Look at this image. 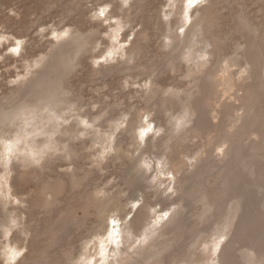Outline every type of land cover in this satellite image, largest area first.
Returning a JSON list of instances; mask_svg holds the SVG:
<instances>
[{
  "label": "rangeland",
  "instance_id": "1",
  "mask_svg": "<svg viewBox=\"0 0 264 264\" xmlns=\"http://www.w3.org/2000/svg\"><path fill=\"white\" fill-rule=\"evenodd\" d=\"M110 1H113L112 6L108 5ZM205 1L207 0H203V1L180 0V4L179 3L177 4V6H179L182 11L181 12L183 15L182 18H184L183 28L185 30L189 28L190 25L195 22V20H198L195 19L193 21H189L186 18V16L190 14L196 15V13H198L199 10H203L205 7H207L208 1L207 2ZM218 1H219L218 4L221 2V4L218 5V7L221 10L220 11L221 26L219 27L220 30L218 28V32L220 35L222 34L223 37L226 36L224 37L226 41L222 46V48L224 47V49L223 52H221L222 56L220 55L221 56L219 60L220 62L214 65L211 71L215 73L214 75L217 81L221 82L220 80L222 79H226V80L224 83L220 84V90L217 93H213V92L209 93L210 97L213 98V103L211 104V106L208 107L205 106L204 104L201 105L206 107L205 110L207 111V113H205L206 112L205 110L202 111L203 108L200 107L201 114L204 115L203 117L205 118L207 116L205 120H208V118H210L213 122V125L208 127L209 131L212 129L211 132H209L208 129H207L208 132L206 131V133H210V135L208 134L201 136L193 135L192 137L194 138H192L190 136L192 134L188 130V128L191 125L188 124L186 127L182 128L181 130H177V127L180 125L179 123H181V120H179L178 123L176 122V120L178 118H181L182 116L183 117L185 116V114L181 116V114H183L184 112V110L181 108L182 105L178 104L174 106L175 109L173 108L171 113L169 112L167 114L165 112H160L158 107L154 109V107L156 106L154 103L156 102V97H155L156 94L155 92L153 93L154 89L157 88L158 90H161V88H165L166 91L178 90L179 92L183 93L184 91H188L189 89H192L193 87L196 86L197 83L200 82V80L198 81L194 78L198 77L199 75L204 77V73H200V74L196 73V75L194 74V77L189 76V72H190L189 69L195 68L196 72H198L199 70L198 66L194 62H189L188 59H186V57H180L177 60V56L180 55L179 53H182L181 55H183L189 49V47L187 46L190 43L184 41L185 40L184 38L183 39L181 38L180 40V48L176 47L175 49L174 46L173 47L169 46L168 48L165 49L164 47H162L164 42L166 44L167 41L160 27L163 26V28L167 30L166 33L169 34L168 28H170V25H167L165 21L169 20L170 22L172 19L174 21L176 20V28L180 25V21H181L180 16L179 15L176 16L174 14L175 16H172L170 19H166L162 17L163 23H161V20H159V17H161V15H159V13L160 10L163 9L161 7L164 6L163 4L166 2V0H148L147 3H145L144 7H142V9H140L141 7L139 8V10L142 11L140 12L136 11L138 14L133 15V21L135 22H132V26L128 25L127 28L124 30L118 26L117 19L111 18L112 15L109 14L112 8L116 5L119 6V8H117L118 13L121 12V15H124L125 10L129 9L130 4L125 5L123 3V0H0V99L9 96L15 90H18L17 87L27 78H29L30 72H32L34 68L37 67V66L35 67L31 66L32 65L31 63L42 61L43 58L48 53H50L51 49H54L56 45L59 44L60 42H63L64 39L67 38L69 41L70 38L69 36H67V32L69 33V31L79 26L81 29L84 28L82 31L85 32V35L90 43L86 45L85 50H83L81 53L76 55V61L74 62V66H76V68L73 67L72 68L73 70L71 69L70 72L68 71H67L68 73L66 72L67 73L66 77L69 78L70 80L69 86H71L69 95L67 94L66 97L68 98V101L69 99L73 101L74 99L73 96L74 97L76 96L77 100L75 98L76 101L75 100L74 101L76 102V104L74 102V106L79 105V107L75 106V108H77L78 110H76V112L73 113L75 114V118L71 120L73 122L70 121L71 122L70 124L74 123L75 121L78 124L79 122L81 123L83 119L82 115H84V113L89 111V113L91 114L101 115L102 117L106 115V117L102 119L103 121L110 117L109 121L107 122L109 126L106 123L105 129L107 130V132L110 131L113 132L114 130L116 131L118 130L116 124L121 123L122 121H124V119L128 120V118L130 119V117H133L131 128H129L128 123L123 124L122 125L123 128L122 127L120 128V130L126 128L121 132L122 136L120 135L119 130H118L119 132L118 131L117 132L114 131L115 133L113 132L115 135L119 134L117 136H115L111 132L109 134L107 133L108 135V136L106 135L107 137L109 136L113 137L114 135L115 137L113 138L116 139V140L114 139L116 142H117L116 137L118 138H120V136L123 137L125 144L123 143L120 149H117L116 151L111 147H110L111 150L109 148L107 150L106 149L107 143L106 145H104L105 144L104 143L103 146L100 144L92 146L90 136H88V139L86 136H84L85 139L84 137L83 138L77 137V139H74L73 142L70 141V143L75 144L76 148L78 149L80 148L79 152L77 151L76 156L74 157L75 159L72 158L73 161L71 158H69L70 156L66 157L65 152H61V153L58 152V154L60 153L61 156H57L58 154L56 152L54 155L55 157L57 156V158H55L54 156L52 157V159H55V161L54 163H52V167L49 166V168L46 170H41L43 169V166L47 160L46 157L44 159L42 158V160L39 162H33L31 165L28 164V166L26 165L27 167L25 166L24 168L20 169L22 171L32 172L34 170L33 168L35 167V169L38 170L37 171L38 173L43 172L42 173L43 175L40 174L39 176L43 177L45 175L46 178L43 177L44 180H41L43 178L38 176L39 178L38 177L33 179L28 178L25 179L24 181L23 179L17 178L15 174L11 173L7 169L6 165H2V166L0 165V223L2 222L4 225V226L3 225L0 226V264H23V263L28 264L26 263L27 258L36 260V257H38L40 254H44L46 251H47L46 252L47 254H45L46 257L47 256L50 257V259L47 257V261H52L53 258L61 259L62 258L61 252L63 251L62 248H64V245L66 243L69 244L68 242L70 243L72 242L73 244L78 243L77 245H79L78 248L79 254L77 253L75 257L76 259H74L71 262L69 261L68 262L69 264H76V263L77 264L79 263L118 264L117 262L119 261V258H121V256H117L115 258V254L119 255L120 248L131 250L130 246L129 248H127V246L123 244L127 239L126 237L127 235L124 234L123 236L122 233L124 232L122 229L126 227L128 221L133 219L134 215L136 214V212L139 210L140 207L143 206L140 209L143 208L145 210L148 209V207L146 206V201H144L142 196L140 195L141 194L140 186H143L142 189H144L145 188L144 185L148 186L147 188L144 189V191L146 190L145 192L149 194L148 197H149L150 205L155 204L154 207L158 211L157 212L158 214H156V216L157 218L160 216L164 217L165 219L164 223H167L171 218L172 219L175 218L174 215L176 213H174L173 210L175 207L177 208V206L179 208L180 207L179 205H181V202L183 200L186 201V202L183 201L185 205L189 203L192 206V209L196 212V214L201 210L200 213L202 212L204 215H207L203 217L201 216L202 220L204 221H199L198 226L196 225V228L194 227V229L195 231L197 229L196 233H200V232L204 233L205 230L207 232L209 231L208 234L207 232L204 233L202 235L203 237L205 236V234H207L206 237H209L210 234H213L215 232V234L218 237L222 238L223 240L221 239L220 241V239H218V242H216L213 239L214 237L210 240L211 235L208 238L210 242L212 240L214 241V242L212 241L211 243V248L215 247L211 249V256L220 253L221 250H216V249L219 248L222 249V246H224L225 243L228 242L230 237H232V234L234 233L232 229H234L235 227L234 226L235 224L233 223L231 224L233 228H231L230 230L227 228L228 224H226L225 227L224 225L225 222H227V220H230V216L229 218L226 217L228 216V214L225 213V208L228 207L227 205L230 202L232 203L229 204V208H232V204L236 206L238 202L235 200L234 203L233 196H229V194L228 195L225 194L227 196L226 197L224 196V193H220L217 190L220 187L223 188L222 187L223 184L221 183L222 180L220 179H222L223 176L225 177L226 173H223L224 175L221 174L223 175V176L220 175L221 178L219 177V174L221 173V171L219 170L220 168L218 169L215 167L216 166L221 167V164L220 165H217L216 163L212 164L214 163V161H210L211 158L209 155L210 153H212V151L215 155L217 152H218L217 154H219L226 148V145L224 144L223 146V143L218 137L219 134L225 131L224 129L225 125L226 124L229 125L228 122L230 121L231 125L226 126L227 127L226 129L229 130V127H232V122L235 119H238L240 117L242 118L246 114L245 106L241 104V101L237 100V97L243 94L242 89H244L243 86H239L243 84L242 82H244V77L246 76V74L243 76L242 73L244 70H246V68H250L246 63V58H245V53L247 56L246 50L248 45V35H247L248 31L243 29V20L239 17V14L241 12L244 13L252 21V25L255 23L252 26V28L258 29L255 36L260 38V36L264 35V1H260V0L258 1L228 0L229 2L227 0L226 1L218 0ZM187 6L189 7L191 6L189 10ZM168 8L169 7L167 6L166 9L168 10ZM130 13L131 11L129 10L128 14ZM136 15L137 17H135L136 19L135 20L134 16ZM150 17H152L153 20ZM145 22L146 24H144ZM112 25L115 27H113ZM144 26H147V28L149 29L150 41L148 40L147 43L146 41L141 42L143 44L142 53L139 50L135 51V53L140 52V54L137 55V61H139L138 64L141 65V68L140 70L125 69L124 68L125 66L126 67L135 66L134 60L131 61L130 63H125L127 59L125 57V54L132 45V42L135 40V36L137 32L142 30ZM114 28L116 31L118 29V31L115 32ZM184 29L179 30V34L181 33V36L183 32L182 30ZM115 47L119 49H115ZM261 51L262 53H260V58L262 59V63H261L262 66L260 67L262 68L264 65V43H263V49H261ZM107 58L109 61H107ZM114 58L115 60H113ZM234 58H238L240 60L242 59L243 62L238 65L232 61ZM171 59L175 60L174 61L175 63H177V61L178 62L181 61L183 63V64L181 63L182 64L181 65L182 69L180 68L181 71H177V70L172 71L170 69L169 70L164 69L166 67L165 66L166 62H168V60ZM79 60L81 65L79 64L75 65L76 62L79 63ZM228 61L230 63L232 61L231 64L232 66H230V69L229 67L227 68L229 69L228 71L230 72V74H228L227 69H225V66L227 65L226 62ZM111 64L112 66L114 64L115 68H113L112 70L109 69L108 71L107 69H105L101 75L95 74L103 67L106 66L107 68ZM156 64L157 65L159 64L160 68L157 67ZM209 65L210 64H207V68L211 66ZM143 66H145V68L141 70ZM155 68L156 70H154ZM207 68L205 67L204 72L207 70ZM263 68L262 69L259 68L260 70L256 69V71L260 73L258 74L256 72V74L261 75L262 73V75L264 76ZM146 69L148 70L147 72L150 73L149 77H148V73L147 72L145 73ZM262 70L263 72H260ZM131 71L134 72L135 76L132 74L133 72ZM138 72L141 73L138 74ZM136 74H138V76ZM153 82L155 84L157 83L156 84L157 86L153 85L154 84ZM213 88L214 87L211 88V86L209 85L208 89H213ZM192 90L195 91L196 88H193ZM151 96L153 97L151 98ZM165 96H170V97L174 96L172 98L176 100V97L173 94L166 93L165 95L163 94L161 97L164 98ZM258 102H259V107L261 108L260 112L263 111L264 114V91L258 96ZM225 103H234V105H237L235 117H233L232 119H229L231 117L227 119L228 115L230 114V109L229 110L227 109L228 112L226 113L228 114H225L223 112L222 105ZM259 107L258 108L256 107L257 110L260 109ZM102 108L104 111H102ZM105 108L106 109L108 108L106 112H105L106 110ZM156 110L157 112L159 111V114L156 112ZM148 111L152 113L151 116H148V114L150 115ZM178 111H181L179 112L180 114L177 113ZM221 111L222 114L220 113ZM78 112L80 115L78 114ZM108 112L109 113L111 112L110 116L107 115L109 114ZM127 112L130 113V115L126 117ZM253 112L254 111H252V113ZM156 113L158 114V116ZM173 113H175V116ZM131 115H135V116H131ZM178 115L180 116L178 117ZM137 117L139 120H137ZM223 117H225L226 119ZM141 118L143 119V121L142 120L140 121ZM54 121L55 122H53V124H55L56 126L57 121L56 120ZM117 121L118 123H116ZM241 122L242 121H238L236 123L237 127L240 126ZM86 123L87 122H84L83 126L82 125L80 126L79 124L77 127H75L76 128L75 131H78L83 127L87 128ZM137 123H141V125L142 124L147 125L148 127V130L145 132V136H144V141H145L144 144H143L144 141H142L141 138H138L140 136L138 135L139 129L137 130V128H139L141 125L139 124L140 125L139 126ZM159 124L166 125L169 128V133L168 132L166 134H164V132L156 133L155 128ZM221 124H224V126H221ZM217 125L221 126L222 128ZM127 127L131 130H129ZM110 128L113 129V131L109 130ZM234 129L236 130V127ZM235 130L230 128V131L234 132ZM174 131L176 133H174ZM178 134L181 135L178 137ZM183 134H184L183 136L184 141L182 140L183 137H181ZM166 135L170 137L173 136V138L167 139ZM188 135L191 142L187 138ZM22 136H23L22 133L16 131V133L11 134L9 137L12 143L10 141L7 143L6 140L0 142V164L9 163V165H11L13 162L16 161V159H14V155L19 151V149L29 148V144L27 143V140L22 138ZM111 137L109 138L113 139ZM16 138L18 139L20 138V139L18 140ZM176 138L178 139L177 141ZM110 139L109 142H111ZM185 139L188 140V142ZM172 140L174 141V143H172L173 142ZM115 141H113L112 143L113 144L116 143ZM168 141L169 144L171 143L170 145L167 144ZM253 141L258 142L259 139H257L255 135L250 134L248 136V140L245 143L250 146V144ZM5 142L8 145H6ZM84 146L87 147L85 148ZM158 148L161 151L157 150ZM169 149L171 150L170 153H168L170 151ZM150 150L151 153L148 152ZM143 152H148V153H143ZM155 152L156 155H154ZM206 152H209V154ZM260 152L264 154V147L263 150ZM164 153L170 155L173 153V156H175L173 157L175 158L174 166L172 167L170 165L168 166V169H170L169 173L167 172V174L159 176L160 177L159 181L160 180L166 181L165 187L167 188V192L164 190V186H161V184L156 185L157 182L155 181V177L151 176V174L153 173V169H151L152 166L149 169L145 167L148 170H146L145 168L140 170L142 172H145L144 177H141L142 172L137 173V169H139L140 160L146 162V158L147 161H151V160L153 162L156 161L157 169H161L162 165H160V163L158 162L160 156H161L160 158L164 157L162 162L166 161L165 156H162ZM202 153L205 158L209 157L210 160L206 161L207 164L206 163H204L205 165L203 164L205 168L203 167V169L199 171L201 174L192 176V173L190 171L193 170V167L191 166L194 162H196L195 157H198ZM205 153L207 154V157ZM23 154H26V152H23ZM77 154L80 155L82 154V155L77 156ZM30 157L32 159H37V157L34 156H30ZM152 157L153 159H150ZM154 157L156 160H154ZM218 158H222V155ZM77 162L78 164H75ZM227 162L225 164L226 166L228 164ZM78 166H80L79 172L81 174V177L85 178V179L82 178L83 184L86 185L79 187L78 188L79 190L72 187L70 189L68 188L69 190H66L61 195L60 200H63V202H61L59 206L62 208H68V206H70L71 204H75V202L76 204H79L80 202L79 198H81L80 196L82 195L81 192H84L87 189L89 190L90 188L92 189L93 187H95L94 189L98 188L95 191V193L96 192L99 193L96 195L97 206L93 210L91 209L90 213L87 212L88 210L85 207L80 206V204H79L80 207L79 206H77V208L75 207V209H73L72 215H70L69 219H66L67 223L65 222V224H63L62 222L60 225L62 226V228L58 227V229L61 228V230L60 229L58 230V233L60 232L61 234H57V238H59L58 244H56L58 241L55 242L56 238L53 241L52 240L53 238L50 236H47L45 238L46 241L43 240V238L41 239V237L40 240L38 237L35 238L34 233H32V231L35 230L38 231V226L39 228L42 227L46 223L45 222L46 220L48 221L49 219H53L52 217L57 216L60 210L57 209V206L54 207V211L53 209L50 211L45 210L40 206L39 207L41 209L38 206H37L38 208L34 207V209H32L33 208L32 206H35L37 204L39 205L41 203L43 204L45 199L52 200L51 195H44V196L40 195L43 182L48 181V179L50 181L52 178H55V176L58 177L60 173L71 174L75 168H79ZM204 169L210 170L212 172L208 171V175L204 176L205 178L201 180L203 178V176L201 175H205L204 172L207 173L206 172L207 170L203 171ZM187 170L188 171L190 170L187 173L188 178L190 179L193 178L190 181L191 184L189 183L188 186L191 185V187L193 188L196 185H202L205 183H207V185L210 186L209 183H211L212 189L215 188V190H217L215 192H219L218 195L221 194L223 196L221 199H224L226 202L225 201H224L225 203L223 202L225 207H223L222 211L220 212L222 216L220 215L218 218L215 219L211 218L210 220H208V218L212 216L214 212V208L211 207L208 208L209 207L208 205L204 206V204L207 203V201L204 203H202L203 200H201V202L200 201L195 202L194 199L189 198V196L193 194V192L190 191L191 189L189 187H187L188 189L186 188L187 189L185 192L186 194L184 195V197L187 196L186 198H184L183 196H182L183 198L182 197L178 198L179 194L170 196L171 192H173V187L175 182H177L179 177H181L183 173H185ZM89 171L91 173L88 174ZM174 173L177 174L176 177L177 179L175 178ZM200 176L202 178H200ZM86 177L89 179L87 180ZM84 181L86 182L84 183ZM262 181H259L261 183L257 182L256 180L254 182L255 185L257 182V185L261 184L259 186L260 187L262 186L261 189L257 185L256 186L258 188L254 186L256 191L257 189H259L258 196L259 198L262 197L261 203L262 201H264L262 200L264 199V186L262 185L263 184ZM18 182L21 183L20 185L21 187H17L16 183ZM215 183L217 188L215 186ZM154 185H156V187H154ZM160 190H162V192ZM70 191L71 192L74 191V192L71 193ZM165 192L168 194L166 195ZM79 193L81 195L78 196ZM227 193H229V191ZM215 194L217 195V193ZM255 194L257 195L256 192ZM221 195L218 197V199L221 197ZM40 197L42 198L39 200ZM228 197L230 198V200H232L229 203L227 200L229 199ZM179 200H181V202ZM175 201L177 202V204L176 203L174 204ZM219 201L221 200L219 199ZM222 201L220 203H222ZM35 202H37V204H35ZM158 203L159 206L157 205ZM259 207H261V209L264 210L263 208L264 206H259ZM259 207L258 209H260ZM55 208L58 210V212L57 210L55 211ZM208 209L210 211H208ZM146 211L148 212V210ZM187 211H189V208L187 209ZM234 211H237L238 213L237 212L236 213L239 214L240 210L235 209ZM168 212L169 215H167ZM224 213L226 214L225 216ZM89 214H91V216ZM151 215L152 212L151 213L145 212L141 215V223L139 224V227L140 228L144 227V228H141L140 232L147 229L148 227H151L152 225L151 220L153 219L152 218L153 215L152 216ZM166 215L167 218H165ZM190 216H192V214ZM148 217H151V219H149ZM187 217H189V215H187ZM184 218L186 219V217ZM81 219L82 220L84 219V222ZM216 219L218 220L216 221ZM237 219H235L233 222L236 223ZM175 220H176L174 221L175 223L173 222L167 225L166 228L169 230V232L176 231L178 229L177 228L178 226L179 228L182 226V229H184L186 225L188 224L190 225V223H186L187 221H184L183 223L184 219H182V216L175 218ZM149 221L151 225L149 224ZM79 222H80L79 224L80 226L78 225ZM218 222H220L221 225H219L220 223ZM82 223L85 224L84 227ZM148 224L149 226L147 227ZM179 224H181V226ZM35 225L37 226L35 227ZM212 226L216 231L212 229L213 228ZM218 228L220 231L222 229L224 230L226 228L227 229L225 231L222 230L221 231L223 233L222 234L219 232ZM88 229H91L92 232L89 237H86L88 234L86 230ZM181 230L178 229L177 232L181 233ZM217 230L218 233H220L221 236L224 235L225 238L224 236L221 237L220 235H218ZM225 234L227 235L230 234V235L228 237ZM59 235H61V237H59ZM186 237L187 236L184 235V239ZM60 238H62L61 241ZM35 239H37L40 242L37 243L38 241ZM238 239L239 237L236 238L235 243L232 245L233 248L236 247V249H239V247L245 245L246 240L243 241V244L241 243L236 244ZM35 241L37 243V247H35L36 245ZM44 241L47 242L48 245L50 244V246H48L47 243H45ZM222 242L224 245L222 244ZM52 243H54V246L51 245ZM133 246H139V242L135 243ZM144 246L145 245H143L142 247ZM192 247L195 248V246ZM242 250L243 251L240 252L237 251V255L241 256L244 253V255L247 256L243 257L242 255V257L240 258L241 262L239 264H264V261L262 259L261 260H256L255 258L252 259L251 257L253 255L250 257L252 253L249 255L248 254L249 252L246 251L247 248H243ZM206 251H207L206 253L205 252L203 253L205 256L204 259L206 257L208 258L209 255L207 254L209 251L208 250ZM147 252L144 253L146 254V256H148L149 254L152 255L155 251H149L148 255ZM144 254L142 256H137V260L135 259L131 263L138 264L139 262H141V260L145 261ZM138 259L140 261H138ZM40 260L41 259L39 260L37 259L36 262H38V264H41ZM62 260L58 262L60 264L62 263L68 264L64 261L61 262ZM80 260L82 261L80 262ZM259 261L260 262L263 261V262L260 263ZM51 264L54 263L52 262ZM173 264H177V263H173Z\"/></svg>",
  "mask_w": 264,
  "mask_h": 264
},
{
  "label": "bare ground",
  "instance_id": "2",
  "mask_svg": "<svg viewBox=\"0 0 264 264\" xmlns=\"http://www.w3.org/2000/svg\"><path fill=\"white\" fill-rule=\"evenodd\" d=\"M147 1L148 0H123V3L125 5L130 4L129 9L125 10V14L121 15V12L118 13L117 8H119V6H116V5L112 8V10L110 11L109 14L112 15L111 18L117 19L118 26L124 30L127 28L128 25L132 26V22H135V21H133V15L138 14L137 12L142 11V10H139V8L141 7L140 9H142V7H144V5H145V3H147ZM207 1H208V6L205 7L203 10H199V12L196 13V15L190 14V15L186 16V18L189 21H193L195 19H198V20H195V22L192 23L190 25V27L187 28L186 30L183 28L184 27V24H183L184 18H182V16H183L181 13L182 11H181L180 7L177 6L178 3L180 4V0H166V2L163 4L164 6L161 7L163 9L160 10V13H159V15H161V17H159V20H161V23H163L162 17L166 18V19H170L172 16L179 15L181 18L180 19L181 20L180 25L178 24L179 26L177 28H176V20L174 21L172 19L170 22H169V20L165 21L167 25H170V28H168L169 34L166 33L167 30L165 28H163V26L160 27L161 30L163 31V35L166 37V41H167L166 44L164 42L162 47H164L165 49L168 48L169 46H172V47L174 46L175 49H176V47L180 48V40H181V38L182 39L184 38L185 39L184 41H187L188 43H190L187 46V47H189V49L183 55H181L182 53H179L180 55L177 56V60L180 57H186V59H188L189 62H194L198 66L199 70L197 69L198 72H196L195 68L189 69V71H190L189 76L194 77V74L196 75V73L197 74L204 73V77L199 75L198 77L194 78L198 81L200 80V82L199 83L196 82L197 83L196 86L193 87V88H196L195 91L192 90L193 88L189 89L188 91H184L183 93L179 92L178 90L177 91L176 90L166 91L165 88H161V90H158L157 88L154 89L153 93L155 92V94H156L155 95L156 102H154L156 106L154 105L155 106L154 109L156 107H158L160 112H165L167 114L169 112L171 113L174 106H176L178 104L182 105L181 108L184 110V112H183V114H181V116L184 114H185V116L184 117L182 116L183 118L181 117V118H178L176 120L177 123L179 122V120H181V123H179L180 125L177 127V130H181L182 128L186 127L189 124L191 126L188 128V130L192 134V135H190L191 137L193 135H195V136H201V135H205V134L210 135V133H206V131H207V129L209 131L208 127L212 126L213 122L210 118H208V120H205V118L207 116L204 118L203 117L204 115L201 114L200 109L203 108L202 109V111H203V110H205L206 107L201 106V105L204 104L205 106H208V107L211 106V104L213 103V98L210 97L209 93H211V92L217 93L220 90V84L224 83L226 80V79H222V80H220L221 82L217 81L215 79V75H214L215 73L211 71L212 67L214 65L218 64V62H220L219 60L222 56L221 52H223V49H224V47L222 48V46L224 45V43L226 41V39L224 38L226 36L223 37L222 34L220 35L218 32V28L221 26V16H220L221 10L218 7V5L221 4V2L218 4V2H219L218 0H207ZM207 1H205V2H207ZM224 1H226V0H224ZM260 1H264V0H260ZM112 2L113 1H110V3L108 5L112 6V4H113ZM167 6L169 7L168 10L166 9ZM187 7L189 10V8L191 6L190 7L187 6ZM129 10L131 11L130 14H128ZM198 15H199V17H198ZM135 17H137V15L134 16V19H135ZM239 17L243 20V29L248 31V34H247L248 35V45H247V50H246L247 56L245 53V58H246V63L248 64V66L250 68H246V70H244L242 73L243 76L246 74V76L244 77V82H242L243 84L239 85V86H243V88H244V89H242L243 94L242 95L239 94L240 96L237 97V100L241 101V104H243V106H245L246 114L242 118L240 117L238 119H235L232 122V127H229V130L226 129L227 128L226 126L228 125V124H226L225 128H224L225 131L223 133L219 134L218 137L220 138L221 142L223 143V146H224V144L226 145V148L221 153L217 154L218 153L217 152L215 155L212 151V153H210V155H209L211 158V160H210L209 157L205 158L203 156V153H204L203 152L198 157H195L196 162H194L191 166V167H193V170L192 171L189 170L192 173V176H195V175L201 174L199 171H201V169H203V167L205 165L204 163H206L207 160L208 161L209 160L214 161V163H212V164H215V163L217 165L221 164V167L216 166L215 168H218V169L220 168L219 169L221 171V173L219 174L220 178H221V176L224 175L223 173H226V176L225 177L223 176L222 179H220V180H222L221 183L223 184V186H222L223 188L220 187L217 190L220 193H224V196H226L225 194H227V195L229 194V196H233L234 203H235V200L238 202V204L236 206L232 204V208H229V204L232 203L230 201H232V200H230V198L228 197L229 199H227V200H228V203L229 202L230 203L227 205L228 207L225 208V213L228 214V216H226V217L229 218V216H230V220H227V222L223 221V222H225V224H224L225 227H226V224H228L227 228L229 230L231 228H233L231 224L232 223L235 224L234 229H232L234 231V233L232 234V237H230L228 242L225 243V245L222 242V244L224 245V246H222V249L219 248L220 246L216 247V248H219L216 250H221L220 253L216 254V252H215L216 255L211 256V249L215 248V247L211 248V243L213 240L211 242H210V240L214 237L213 239L216 242H218V239H220V241H221L222 238L218 237L214 232L213 234H210L211 238L209 240L208 238L210 237V235H209V237H206L209 231L207 232L205 230L204 233L207 232V234H205V236L203 237L202 236L204 234L203 232L196 233L197 229H196V231L194 229V227L196 228V225L198 226L199 221H204V220H202V217L207 216V215H204L202 212L200 213L201 210L196 214V212L192 209V206L189 203H187V205H185L184 202H186V201L183 200L184 202L183 201L181 202V200H179L181 202V205H179L180 204L179 203L178 205L180 207L178 208V206H177V208L176 207L174 208L173 211H174V213H176L174 215V217L177 218L179 216H182V219H184L183 223H184V221H187L186 223H190V225L188 224V225H186L187 227L185 226V228L182 229L181 224H179L181 227L179 228V226H178L177 228L179 230L182 229L181 233L177 232L178 229L174 232H169V230L166 227L170 223H173L174 221H176L175 218H173V219L169 218L170 220L167 223H164L165 222L164 217L160 216L157 218L156 214H158L157 213L158 211L154 207L155 204L150 205L149 197H148L149 194L147 192H145L146 190L144 191V189L147 188L148 186L144 185V187H145L144 189H142L143 186H140L141 187V194L140 195L142 196L143 200L146 201V206L148 207V209H146V210H148V212L144 208H143L144 210L140 209L143 206L140 207L139 210L134 215L133 219L128 221L126 224V227L124 229H122L124 232V233H122L123 236H124V234L127 235L126 241L124 240L125 242L123 243V241H122V243L125 246H127V248H129V246H130L131 250H126L125 248H123V249L120 248L119 255L115 254V258L117 256H121V258H119V261L117 262L118 264H132L131 262L133 260H135V259L137 260V256H142L147 251L148 252L149 251H155V252L152 255H150L147 252V255L149 254L148 256H146V254H144L145 261L141 260V262H139L138 264H173V263H177V264H239L241 262L240 258L242 257V255H243V257L245 255L243 253L241 256H239V255H237V251H239V252L243 251L242 250L243 248H247L246 251L249 252L248 253L249 255L252 253L250 255V257L253 255L251 257L252 259L253 258H255L256 260L262 259L264 261V216H263L264 210L261 209V207H259V206H264V201H262V203H261L262 197L259 198V196H258L259 189H257V191H256V189L254 188V186L257 185V182L262 181L264 179V154L260 152L263 150V147H264V114H263V111L260 112L261 108L259 107V102H258V96L264 91V76L262 75V73H261V75L256 74V72H257L256 69H259V68L262 69L264 67V65L262 68L260 67V66H262V64H261L262 59L260 58V53H262L261 49H263L264 35L260 36V38L256 37L255 35H256V32L258 31V29L252 28V26L255 23L252 25V21L247 17V15H245L242 12L239 14ZM150 18H152V17H150ZM152 20H153V18H152ZM154 20H156V19H154ZM117 24H116V26H117ZM144 24H146V22ZM113 27H115V26H113ZM133 28H135V27H133ZM83 29H81L79 26H77L75 29L69 31V33L67 32V36H69V38H70L69 41L66 38V39H64L63 42H60L59 44H57L56 47L54 49H51L50 53H48L43 58L42 61L36 62V63L30 62L32 64L31 66H33V67L37 66L38 68L35 67L36 69L35 68H34V70L32 69L33 71L30 72L29 78H27L24 82H22L17 87L18 90L13 91L12 93L10 91L11 94L9 96H6V97L0 99V142L6 140L8 143L10 141V139H9L10 135L13 133H16V131H18L19 133L23 134L22 138L26 139L27 143L29 144V148L23 149L20 147L21 149H19V151L14 155V159H16L17 162L15 161L11 165H9V163H7V164L1 163L0 164L1 166L6 165L7 169L11 173L15 174V176L19 179H23L25 181V179H28V178L33 179V178L38 177L40 174H42L43 172L38 173L37 172L38 170H36L35 167L33 168L34 170L32 172L20 170L21 168H24L26 165L28 166V164L31 165L33 162L41 161L42 158L44 159L46 157L47 160L43 166V169H41V170H46L49 168V166L52 167V163H54V161H55V159H52V157L53 156L55 157L54 154L56 152H57V154H58V152H60V153L65 152L66 157L70 156L69 158L75 159L74 157L76 156L77 151L79 152L80 148L79 149L76 148L75 144L70 143V141L73 142V140L77 139V137L83 138L84 136H86L88 139V136H90L92 146H95L97 144H100L103 146L104 143H105L104 145H106V143H107V146H106L107 150H108V148L110 150L112 148L116 151L117 149H120V147L124 143L123 137H121L122 136L121 132L126 128H124L122 130H120V128L121 127L123 128L122 125L125 123H128L129 128L132 127L133 117H130V119L128 118V120L124 119V121H122L119 124H116V123H118V121H117L115 124H116L118 130L120 131L121 136H120V138L116 137L117 138V142H116L115 141L116 139L113 137L119 135L117 133H116L117 135L114 134L118 130L117 131L114 130L115 131L114 132L113 129L110 128L109 130H112L114 133L111 131L110 132L112 134H114L115 136L114 135H113V137L109 136L113 139H110L109 137H107L108 136L107 133L109 134L110 132H107V130L105 129V127H106L105 124L109 121L110 117L109 118L107 117L108 119L103 121L102 119L106 117L105 113H104V115H105L104 117H102L101 115H97V114H91V113H89V111L84 113V115H82L83 116L82 122L81 123L79 122V124H80V126L81 125L83 126V123L87 122L86 123L87 128L83 127L78 131H75L76 130L75 127H77L79 125L76 121L74 123L70 124L71 122H73L71 120H73V118H75V114H73V113H75L76 110H78V109L75 108L76 105L74 106V102L77 100L76 96L75 97L73 96V98H74L73 101H71L70 99L68 101V98L66 97L67 94L69 95V91L71 90L70 89L71 86H69L70 80L66 76H67V73L70 72V70L73 67L76 68V66H74V62L76 61V55H78L83 50H85L86 45H88L90 43L88 41V38L85 35V32L82 31ZM180 29H184V30H182L183 31L182 36H181V33L179 34ZM114 30H115V28H114ZM219 30H220V28H219ZM117 31H118V29H117ZM117 31L115 30V32H117ZM113 35H114V33H113ZM149 39H150L149 29L147 28V26H144L142 28V30L137 32V34L135 36V40L132 42V45L130 46V48L127 50V52L125 54V57L127 58L125 63H130L131 61L134 60L135 66H133V67L132 66H128V67L125 66L124 67L125 69H129V70L130 69H135V70L139 69L140 70L141 65L138 64L139 61H137V55H139L140 52L142 53V51H143L142 50L143 44L141 42L146 41V43H147ZM113 44H115V43H113ZM115 49H119V48L115 47ZM136 50H139L140 52L135 53ZM181 52H183V51H181ZM110 55H113V54H110ZM242 55H244V54H242ZM122 56H123V54H122ZM207 56H208V58H207ZM164 57H165V54H164ZM172 59L168 60V62H166V64H165L166 67L165 68L163 67V68L165 70L170 69L172 71H176V70L181 71L180 68L182 69L181 65L183 63L181 61H179V62L177 61V63H175L174 62L175 60H172ZM113 60H115V58ZM107 61H109L108 58H107ZM232 61L238 65L243 62L242 59L240 60L238 58H234ZM232 61H231V63L229 61L226 62L227 65L225 66V69H227L228 67L230 69V66H232L231 65ZM30 63H28V64H30ZM77 64L81 65L80 60H79V63L78 62L75 63V65H77ZM207 64H210L211 66L209 65L210 67L207 68ZM157 67H159V64L157 65ZM205 67L207 68V70L204 72ZM113 68H115L114 64H113V66L111 64L107 68H106V66L103 67L102 69H100L95 74L101 75L105 69H107V71H108L109 69L112 70ZM144 68H145V66H143V68L141 70H143ZM229 69H227L228 74H230V72L228 71ZM154 70H156V68ZM133 71H131V72H133ZM147 71L148 70L146 69L145 73ZM223 71H226V70H223ZM134 72L132 73L133 75H134ZM260 72H263V70ZM139 73H141V72H138V74ZM145 73H144V75H145ZM163 73H165V72H163ZM257 73L260 74L259 72H257ZM69 74H71V73H69ZM138 74H136V75L138 76ZM149 74L150 73H148V77H149ZM158 74H160V73H158ZM148 79H150V78H148ZM156 84L154 83L153 85H156ZM209 85L211 86V88L212 87H214V88L208 89ZM240 89H241V87H240ZM166 93H168V94L170 93V94L175 95L176 100H174L172 98L174 96H172V97L165 96L164 98L161 97L163 94L165 95ZM73 95H74V92H73ZM152 97L153 96H151V98ZM75 98H76V100H75ZM147 100H148V98H147ZM79 103H80V101H79ZM75 104H76V102H75ZM152 105H153V102H152ZM77 106L79 107V105H77ZM256 107L257 108L259 107L260 109L257 110ZM80 108H81V106H80ZM236 108H237V105H234V103H225L222 105V109H223V112L225 114H228L226 112H228V110L230 109V114L228 115L227 119L229 117H231L229 119H232L233 117H235ZM107 109L105 110V112L107 111ZM150 109H151V106H150ZM152 109H153V107H152ZM102 111H104L103 108H102ZM102 111H100V112H102ZM252 111H254V112L252 113ZM79 112H78V114H79ZM156 112H157V110H156ZM179 112H181V111H178L177 113L180 114ZM110 113L109 114L106 113V114L110 116ZM140 113H142V112H140ZM157 113L159 114V111ZM205 113H207V111ZM220 113L222 114V111ZM151 114L152 113H150V115L148 114V116H151ZM158 114H157V116H158ZM173 114L175 116V113H173ZM129 115H130V113L127 112L126 117ZM131 116H135V115H131ZM169 116H170V114H169ZM179 116L180 115H178V117ZM223 118H225V117H223ZM54 120L57 121L56 126H55V124H53V122H55ZM137 120H139L138 117H137ZM141 120L143 121L142 118L140 119V121ZM173 120H175V119H173ZM238 121H242V122H241L240 126L237 127L236 123ZM112 122H113V120H112ZM228 123H229V125H231L230 121ZM137 124L141 125V123H137ZM215 125H216V123H215ZM219 125H217V126H219ZM108 126H109V124H108ZM221 126H224V124H221ZM221 126H219V127H221ZM233 127L234 128L236 127V130ZM230 128L235 130V131L234 132L230 131ZM138 129H139L138 135L140 136L138 138H141V140L144 141L145 132L148 130V127H147V125L142 124L139 128H137V130ZM129 130H131V129H129ZM170 130H171V128H170ZM211 130L209 132H211ZM155 132L156 133H161V132L163 133L164 132V134H166L167 132L169 133V128L164 124H161V125L159 124L155 128ZM174 133H176V132L174 131ZM185 133H186V131H185ZM184 134L181 137H183ZM250 134L255 135L257 137V139H259V141L258 142L253 141L249 146L245 142L248 140V136ZM172 135H173V133H172ZM180 135L178 134V137ZM166 138L167 139L173 138V136L172 137L167 136ZM187 138L190 141L189 135L187 136ZM192 138H194V137H192ZM219 138H218V140H219ZM16 139H18V138H16ZM84 139H85V137H84ZM109 139L111 140V142H109ZM179 139H181V138H179ZM183 139H184V137L182 138V140ZM112 140L115 141L116 143L113 144ZM177 140L178 139L176 138V141ZM182 140H180V141H182ZM188 140H186V141L188 142ZM10 142L12 143V141H10ZM7 143H6V145H8ZM13 143H14V141H13ZM144 143H145V141L143 142V144ZM172 143H174V141ZM167 144H169V141L167 142ZM155 147H156V144H155ZM171 148H172V146H171ZM8 150H9V148H8ZM157 150H160V149L158 148ZM164 151H165V149H164ZM23 152H26V154H23ZM148 152L151 153V150ZM148 152H143V153H148ZM170 152H171V150L168 153H170ZM210 152H211V150H210ZM159 153H161V152H159ZM206 153L209 154V152H206ZM206 153H205V155L207 157ZM59 154L57 156H61V154L60 155ZM78 155L81 156L82 154L81 155L77 154V156ZM154 155H156V152ZM159 155H161V154H159ZM171 155L165 154V153L162 155V156H165V158H166L165 162H162L164 157L160 158L161 156L159 157L157 155L159 157L158 163H160V165H162L161 169H157V162L156 161L155 162H153L152 160H151L152 162L147 161V158H146V162L145 161L143 162V160H140L139 169H137V173H141L142 171H140V170L144 169L145 167H147L149 169L152 166L151 169H153V173L151 174V176L155 177V181L157 182L156 185L161 184V186H164V190L167 192V188L165 187L166 181H163V180L159 181V179H160L159 176L167 174V172L169 173V170H170V169H168L169 165L171 167L174 166L175 158H173V157H175V156H173V153ZM219 155L220 156L222 155V158H218V157H220ZM30 156L37 157V159H32ZM57 156L55 158H57ZM158 157H157V159H158ZM58 158H60V157H58ZM63 159H64V157H63ZM73 159H72V161H73ZM140 159H141V157H140ZM150 159H153V157ZM154 160H156L155 157H154ZM74 161H76V160H74ZM226 162L228 163L227 166L225 165ZM75 164H78V162ZM239 166H240V168H239ZM75 167H76V165H75ZM78 167L79 168H75L71 174H68V173L67 174L66 173L61 174L60 173L58 177L55 176V178H52L53 180L51 179L49 181V179H48V181L43 182L40 195L41 196L51 195L52 200L45 199L43 204L41 203L39 205L37 204V202H35V204H37V205L32 206L33 208L32 207L31 208L34 209V207L40 206L41 208H43L45 210L50 211L53 209V211H54V207L57 206V209H60V210H59V213L57 216L52 217L53 219H49L48 221L46 220L45 221L46 223L40 228L38 226V231H36L35 229H32V230H35V231H32V233H34L35 238L38 237L40 240V237H41V239L43 238V240H45V238L47 236H50L53 238L52 239L53 241L56 238L55 242H57L59 239V238H57V234H61L60 232L58 233V230L59 229L61 230V228H62V226H60L61 223L62 222H63V224H65V222L67 223L66 219H69V217H70V215H72L73 209H75V207L77 208V206H79V204H80V206L85 207L88 210L87 212L90 213L91 209L93 210L97 206L96 195L99 193L98 192L95 193V191L98 189V188L94 189L95 187H93L92 189L90 188L89 190L87 189L84 192H81L82 195L80 193L78 194V196L81 195L80 197L82 198V199L79 198V201H80L79 204H76V202H75V204H71L70 206H68V208H62L59 206V204H61V202H63V200H60V197L66 190H69L71 187L78 189L79 187L86 185V184H83V179H85V178L81 177V174L79 172L80 166H78ZM147 168H145V169L148 170ZM206 170L207 169H204L203 171H206ZM189 171L187 170L185 173H183L182 176L180 175L181 177H179L177 182H175V184H174L173 192L170 191L171 192L170 196L175 195V194H179L178 198H180L182 196L184 197V195L186 194L185 192L188 189L187 187H189L191 189L190 191L193 192V194L190 195L189 198L194 199L195 202H199V201L201 202V200H203L202 203H204L207 201V203H205L204 206L208 205L209 206V207L207 206L208 208H210V207L214 208V212H213L212 216L210 214L211 217L209 216L210 218H208V220H210L211 218H214V219L218 218L221 215L220 212L222 211L223 207H225V205L223 204V202L225 200L221 199L223 196L220 194L221 197L219 199L221 201L223 200L222 203H220L221 201H219V199H218V197L220 196V195H218L219 192H215V191H217V190H215V188L212 189L211 183H209L210 186H208L207 183L202 184V185L194 184L196 186L193 188L191 187V185L188 186L191 179H193V178H191V179L188 178L187 173ZM208 171L212 172L210 170H207L206 171L207 173L204 172L205 175H201V176H203V178L200 176V178H202L201 180H203L205 178L204 176L208 175ZM89 173H91V172L89 171L88 174ZM221 174H223V175H221ZM174 175L176 178L177 174L174 173ZM144 176H145V172H142L141 177H144ZM192 176H190V177H192ZM39 177L43 178V177H45V175L43 177L42 176H39ZM88 179L89 178H87V180ZM260 179H262V180H260ZM41 180H44V178ZM255 180L257 181L256 185L254 184ZM86 181H84V183ZM198 181H200V180H198ZM198 181H197V183H198ZM262 182H263L262 185L264 186V180ZM259 183H261V182H259ZM16 185H17V187H21L20 182L16 183ZM156 185H154V187H156ZM194 185H192V186H194ZM259 185H261V184H259ZM259 185H257V186H259ZM215 186H216V183H215ZM261 187H260V189H261ZM216 188H217V186H216ZM160 191L162 192V190H160ZM228 191H229V193H227ZM72 192H74V191H72ZM255 192L257 193V195L255 194ZM2 193H5V192H2ZM215 193H217V195ZM167 194L168 193H166V195ZM230 194H232V195H230ZM213 195H214V198H213ZM186 197H184V198H186ZM215 197H216V199H215ZM226 197H225V199H226ZM41 198L42 197H40L39 200ZM262 200H264V199H262ZM136 202H138V201H136ZM175 203L177 204L176 201L174 202V204ZM72 205H74V206H72ZM157 205L159 206V203ZM258 207L261 209V211L262 210L263 211L261 212L260 209H258ZM188 208H189V211H187ZM57 209L55 208V211ZM202 209H203V207H202ZM235 209L240 210L239 214H237L238 213L237 211H234ZM141 210H142V212L144 211L143 213H145V212L151 213L152 212V215H153V216L151 215L153 218L151 220L152 225L150 224V221H149V224L151 225V227H148L149 226V224H148L147 225L148 228L143 230L142 231L143 233L140 232V230H141V228H144V227H141V228L139 227V224L141 223V215L143 214L141 212ZM204 210H205V208H204ZM208 211H210V210L208 209ZM57 212H58V210H57ZM161 212H162V210H161ZM209 213H211V212H209ZM225 213H224V216L226 215ZM191 214H192V216H190ZM89 215L91 216V214H89ZM154 215L156 216V218ZM167 215H169V212L167 213ZM167 215L165 218H167ZM187 215H189V217H187ZM236 215L237 216L239 215L238 219H237ZM51 216H50V218H51ZM184 217H186V219ZM148 218L151 219V217H148ZM194 219H196V220H194ZM204 219H205V217H204ZM235 219H237L236 223L233 222ZM217 220L218 219H216V221ZM82 221L84 222V219ZM213 222H214V220H213ZM161 223H163V224H161ZM183 223H182V225H183ZM218 223H220V222H218ZM218 223H217V225H218ZM79 224H80V222L78 223V225ZM1 225H3L2 222L0 223V226ZM84 225L85 224H83V227H84ZM200 225H201V222H200ZM219 225H221V223ZM36 226L37 225H35V227ZM58 227H61V228L58 229ZM183 227H184V225H183ZM223 227H221V228H223ZM219 228H220V226H219ZM219 228H218V230H219ZM91 229L86 230L88 233L86 237L90 236V234L92 232ZM212 229L214 230V227ZM198 230H200V229H198ZM218 230H217V233H218ZM222 230H224V229H222ZM232 230H231V232H232ZM214 231H216V230H214ZM221 231L219 230L220 233H222ZM220 233H218V235H220ZM184 235L187 236L185 239H184ZM225 235H227V234H225ZM229 235L230 234H228L227 236L229 237ZM222 236H224V235H222ZM59 237H61V235H59ZM237 237H239V239L237 240L236 244H238V243L243 244V241L246 240L245 245H242L241 247H239V249H236V247L233 248V246H232L235 243V240ZM224 238H225V236H224ZM61 239L62 238H60V241H61ZM35 240H37V239H35ZM49 241H51V240H49ZM226 241H227V238H226ZM39 242L40 241H38L37 243H39ZM137 242H139V246H133ZM35 243H36V241H35ZM37 243H36L35 247H37ZM45 243H47V242H45ZM58 243H59V241L56 244H58ZM68 243L69 244L66 243L67 245L65 244L64 248H62L63 251L61 252L62 253L61 259H59V258L54 259L53 258L52 261H47L48 256L46 257V255H45V254H47L46 253L47 251H46L44 254H40L38 257H36V260L41 259L40 260L41 264H51L52 262L54 264H58L59 263L58 261H60L62 259H64V260H62L61 262L64 261L66 263H68L69 261L70 262L73 261L74 259H76L75 258L76 254L79 252V250H78L79 245H77L78 243L77 244H75V243L73 244L72 242H71L72 244L70 242H68ZM126 243H127V245H126ZM143 243H145V244H143ZM47 245H48V243H47ZM51 245L54 246V243H52ZM143 245H145V246L142 247ZM48 246H50V244ZM192 246H195V248ZM206 250L209 251L207 253L209 255H208V258L206 257L204 259L205 256L203 253L204 252L206 253L207 252ZM129 252H131V253H129ZM48 258L50 259V257H48ZM36 260H33L31 258H27L26 263L38 264V262H36ZM81 261L82 260H80V262ZM138 261H140V260L138 259ZM263 261H261V262L259 261V262L262 263ZM135 262H137V261H135ZM254 262H255V260H254ZM23 264H25V263H23ZM79 264H82V263H79Z\"/></svg>",
  "mask_w": 264,
  "mask_h": 264
},
{
  "label": "snow or ice",
  "instance_id": "3",
  "mask_svg": "<svg viewBox=\"0 0 264 264\" xmlns=\"http://www.w3.org/2000/svg\"><path fill=\"white\" fill-rule=\"evenodd\" d=\"M101 14H103V13H101Z\"/></svg>",
  "mask_w": 264,
  "mask_h": 264
}]
</instances>
